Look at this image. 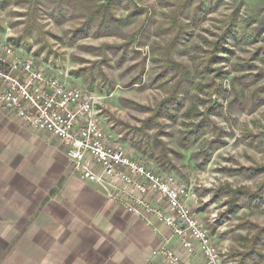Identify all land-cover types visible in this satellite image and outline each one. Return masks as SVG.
Listing matches in <instances>:
<instances>
[{
	"label": "rangeland",
	"instance_id": "374dc122",
	"mask_svg": "<svg viewBox=\"0 0 264 264\" xmlns=\"http://www.w3.org/2000/svg\"><path fill=\"white\" fill-rule=\"evenodd\" d=\"M0 42L89 93L113 142L189 189L221 264H264V0H0ZM6 148L0 206L19 223L0 233L26 238Z\"/></svg>",
	"mask_w": 264,
	"mask_h": 264
},
{
	"label": "crops",
	"instance_id": "0c3cea01",
	"mask_svg": "<svg viewBox=\"0 0 264 264\" xmlns=\"http://www.w3.org/2000/svg\"><path fill=\"white\" fill-rule=\"evenodd\" d=\"M3 147L9 148L8 167L18 174L7 199L15 211L24 209L30 224L26 238L0 233V264H24L22 258L31 259L29 264H165L151 257L165 242L183 264H202L200 253L185 252L169 229L158 226L153 233L145 221L110 202L100 185L81 181L54 136L28 129L14 112L0 107ZM4 158L0 155V163ZM152 203L164 205L158 198ZM0 212L1 224L18 225L17 213L1 206ZM22 239L27 246L7 250L8 243Z\"/></svg>",
	"mask_w": 264,
	"mask_h": 264
},
{
	"label": "built area",
	"instance_id": "2783aa9c",
	"mask_svg": "<svg viewBox=\"0 0 264 264\" xmlns=\"http://www.w3.org/2000/svg\"><path fill=\"white\" fill-rule=\"evenodd\" d=\"M0 107L14 112L28 129L54 136L66 147L71 168L81 181L100 185L110 202L145 221L153 233L164 226L185 252H199L202 264H221L218 246L188 206L189 189L175 177L135 161L113 142L89 93L67 87L21 58L11 44L1 42ZM153 198L164 205L153 204ZM151 257L183 264L166 242L152 250Z\"/></svg>",
	"mask_w": 264,
	"mask_h": 264
},
{
	"label": "clouds",
	"instance_id": "9594fccd",
	"mask_svg": "<svg viewBox=\"0 0 264 264\" xmlns=\"http://www.w3.org/2000/svg\"><path fill=\"white\" fill-rule=\"evenodd\" d=\"M213 215H215V213H213Z\"/></svg>",
	"mask_w": 264,
	"mask_h": 264
},
{
	"label": "trees",
	"instance_id": "16d2710c",
	"mask_svg": "<svg viewBox=\"0 0 264 264\" xmlns=\"http://www.w3.org/2000/svg\"><path fill=\"white\" fill-rule=\"evenodd\" d=\"M138 151H140V150H138Z\"/></svg>",
	"mask_w": 264,
	"mask_h": 264
}]
</instances>
